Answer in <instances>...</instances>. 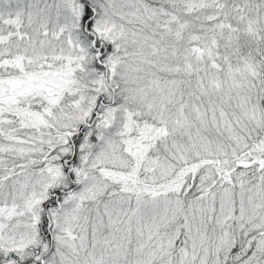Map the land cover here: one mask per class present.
<instances>
[{
	"label": "snow or ice",
	"instance_id": "obj_1",
	"mask_svg": "<svg viewBox=\"0 0 264 264\" xmlns=\"http://www.w3.org/2000/svg\"><path fill=\"white\" fill-rule=\"evenodd\" d=\"M0 264H264V0H0Z\"/></svg>",
	"mask_w": 264,
	"mask_h": 264
}]
</instances>
